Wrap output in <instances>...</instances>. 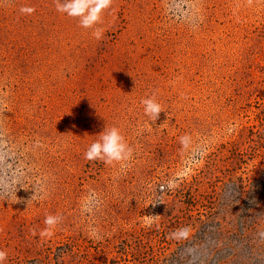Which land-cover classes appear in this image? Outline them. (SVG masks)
<instances>
[{"label":"rangeland","instance_id":"1","mask_svg":"<svg viewBox=\"0 0 264 264\" xmlns=\"http://www.w3.org/2000/svg\"><path fill=\"white\" fill-rule=\"evenodd\" d=\"M57 2L0 0L4 264H264V0Z\"/></svg>","mask_w":264,"mask_h":264},{"label":"clouds","instance_id":"2","mask_svg":"<svg viewBox=\"0 0 264 264\" xmlns=\"http://www.w3.org/2000/svg\"><path fill=\"white\" fill-rule=\"evenodd\" d=\"M113 0H64L63 3L57 2V10L66 13L69 17L79 20L80 26L85 29L93 28L101 20V14L108 9ZM29 13L34 9H22ZM99 39L101 30L97 29L94 33ZM144 105L145 114L152 120L156 121L159 114L162 112L160 104L154 98H148L141 101ZM183 139V138H182ZM131 154V149L125 143L124 137L120 134L119 129L113 127L100 133V139L91 144L85 153V159L94 161L102 160L106 164H111L114 161L127 159ZM57 223V217L48 216L45 219V224L48 226L45 233L51 235L48 229H51ZM7 259V253L0 251V264H4Z\"/></svg>","mask_w":264,"mask_h":264}]
</instances>
